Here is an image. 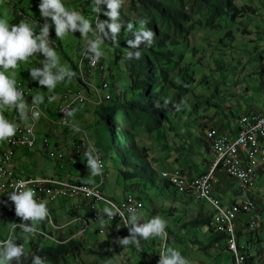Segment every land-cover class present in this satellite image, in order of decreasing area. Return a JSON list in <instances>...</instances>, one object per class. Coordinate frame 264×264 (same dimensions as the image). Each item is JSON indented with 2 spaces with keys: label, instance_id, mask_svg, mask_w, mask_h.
Instances as JSON below:
<instances>
[{
  "label": "rangeland",
  "instance_id": "1",
  "mask_svg": "<svg viewBox=\"0 0 264 264\" xmlns=\"http://www.w3.org/2000/svg\"><path fill=\"white\" fill-rule=\"evenodd\" d=\"M38 2L0 0V17L10 24L20 20L36 22L38 30L44 23ZM146 2L122 0L119 16L122 27L114 39L99 32L81 36L78 31L56 38L49 20L52 46L60 63L73 72L71 78L51 91L29 77L28 69L38 66L40 57H30L19 62L16 69L9 70L16 83L35 88V96L44 98L37 104L45 116L40 130L48 136L51 148L63 147L64 143L69 146L83 138L103 153L106 163L104 184L100 173L91 175L83 158H68L64 163H72L64 169L34 151L40 157L38 167L20 161L17 171L32 176L53 171L70 181L83 180L101 185L107 196L119 201L127 194H134L146 204L141 214L143 220L153 216L166 220L169 242L166 244L165 237L141 240L139 250L119 245L117 240L127 234L112 231L104 221H94L87 204L79 200H59L52 210L49 209L55 223L68 225L74 222L73 227L54 229L46 218L33 225V233H22L19 227L13 228V224L24 222L15 214L13 203L0 198V242L11 233L23 246L26 257H32L38 248L58 245L44 236L45 233L80 246L61 264H148L157 262L165 247L178 250L188 264H235L226 240L216 242V235L212 234L210 222L215 211L211 204L181 194L163 174L180 171L188 177H199L208 172L216 158L207 146L206 130L215 126L227 132L231 126L238 125L244 114L264 112V0H233L240 9L247 7L235 19L226 15L213 18L197 0H159L174 15L181 13L178 28L175 25L169 27L156 13H148ZM64 4L89 19L94 28L96 23L108 20L103 12H93L91 0H64ZM140 20L146 21L148 29L154 25L153 40L157 37L166 39L163 48L154 50L152 57L146 58L150 74L142 76L132 73L130 67L144 52L130 48L127 43L132 38L131 32L138 29ZM129 24L131 30L127 27ZM98 37L103 52L101 59L112 79V95L116 102L104 104V107L89 103L76 106L68 118L69 125L62 126L57 113L59 98L80 87L79 64L83 50L88 40ZM137 51L140 53L138 59L135 55L129 57V52ZM32 95L30 92L28 96ZM46 95H52L55 102L46 104ZM23 100L27 113L32 99ZM111 103L117 104L119 109L110 114L118 128L117 134L111 133V126L102 114L104 108L114 105ZM175 105H180L179 111ZM3 111L8 112L5 117L10 120L19 116L14 108ZM218 179L215 195L225 191V187L231 191L224 204L231 205L240 199L242 188L236 179L229 178L224 172H218ZM252 192L258 201L263 224L251 236L254 242L248 251L249 260L251 264H264V172L260 173ZM207 216L210 218L204 222ZM80 218L89 221L90 226ZM244 224L247 225L246 221ZM84 227H88L86 232H82ZM101 229L106 232L101 234Z\"/></svg>",
  "mask_w": 264,
  "mask_h": 264
},
{
  "label": "built area",
  "instance_id": "2",
  "mask_svg": "<svg viewBox=\"0 0 264 264\" xmlns=\"http://www.w3.org/2000/svg\"><path fill=\"white\" fill-rule=\"evenodd\" d=\"M111 81L112 79L101 57L93 63L84 55L83 50L79 64L80 87L71 93H63L59 98L57 113L61 118V125H69L68 118L71 117L76 106L89 103L102 107L104 104L114 102L113 83ZM16 87L22 92L23 99L30 98L31 101L36 94L35 88L32 89L25 83L17 82ZM81 87L83 89H80ZM30 92H32V96H28ZM54 102L55 98L52 95H46V104H53ZM29 108V112L25 113L23 119L20 116H14L12 120L9 119L17 124V132L13 137L1 141L0 198L8 199L7 192L13 189L18 180L32 181L28 186L33 189L35 198L44 201L48 209L52 210L53 205L59 200H79L87 204L94 221H104L112 231L129 235L128 227L122 224L120 215L117 213L112 218L108 217L103 213V209L115 205L127 215V209L131 207L142 214L146 204L134 194H127L119 201L107 196L101 185H91L84 181H70L60 176L37 177L19 174L15 161L18 152L21 150L37 151L45 155L47 159L60 164V168H63V163L68 158L71 160L83 158L86 162V154L90 153L101 164L100 175L103 184L106 179L104 176L106 163L100 150L83 138L75 140L69 146L64 143L63 147L56 145L55 148H51L48 136L40 130L42 118H45L43 111L37 104L33 103ZM33 112L39 113V115L33 117L31 115ZM0 114L5 116L7 113L2 111ZM205 135L210 153L216 158L208 172L199 177H188L180 171L167 172L163 176L166 180L171 181L181 194L193 196L211 204L215 211L213 214V233L226 236V243L234 256L235 264H248L250 255L246 245L241 244L238 234L246 235L249 231L262 227L258 201L252 189L255 187L260 173L264 171V113L249 112L244 114L239 120L238 129L234 133L223 132L217 127H211L206 130ZM40 139H42L41 142H39ZM218 172L226 173L229 178L236 179L241 185V197L231 205L224 204L219 195H215L216 184L219 182ZM81 207L82 205H79V208ZM50 210L48 216L51 214ZM79 220L85 221L84 218ZM245 221L247 225L244 224ZM87 223L89 224V222ZM73 225L74 222L68 225L51 223V227L58 230ZM87 230L88 227L87 229L83 228V232ZM105 232V229L100 230L101 234ZM166 233L165 242L167 244L169 236L167 231ZM43 235L58 245L66 244V242L55 239L48 234L43 233ZM148 264H157V262Z\"/></svg>",
  "mask_w": 264,
  "mask_h": 264
},
{
  "label": "clouds",
  "instance_id": "3",
  "mask_svg": "<svg viewBox=\"0 0 264 264\" xmlns=\"http://www.w3.org/2000/svg\"><path fill=\"white\" fill-rule=\"evenodd\" d=\"M91 3L93 12L96 14L103 12L108 17L106 22L96 23L95 28L80 12L66 8L64 0H39L37 7L44 23L39 25L38 30L36 22L20 20L15 24H10L6 18L0 17V112L14 108L21 119L25 116L23 94L16 87L15 79L9 71L16 69L19 62L27 61L33 56L40 57L38 66L28 69L29 77L49 91L73 76V72L60 63L57 52L52 46L53 40L49 37V20L54 26L56 38H63L69 33L78 31L81 36L99 32L104 37L111 36L114 39L121 31L122 24L119 22V16L122 0H91ZM101 5L105 7L102 8ZM145 24V20H140L138 29L131 32L132 38L127 41L130 48L138 49L141 44L151 46L154 33L146 28ZM127 27L129 30L132 29L131 24ZM100 43L99 37L86 42L84 55L93 63L103 55ZM128 55L130 58L135 55L138 59L140 53L138 51L134 54L129 52ZM43 99L42 96L36 95L32 97L31 102L40 104ZM175 107L177 111L180 110V105H175ZM31 115L36 117L39 113L33 112ZM16 132L17 124L0 114V141L13 137ZM86 156V166L91 175H98L101 170L98 159L90 153ZM30 183L32 181L18 180L13 189L7 192L8 199L14 205L15 214L24 221L19 226L13 224V228L19 227L22 233H33L35 230L33 225L44 221L49 214L46 203L35 198L33 189L28 186ZM103 213L111 218L118 213L122 224L128 227L129 235L119 238L117 240L119 245L133 246L139 250L141 240L164 238L167 235L166 220L160 216H153L145 221L134 208L129 207L128 214L125 215L115 205L105 207ZM23 255V246L17 243V237L11 233L7 239L0 242V264H13V262L21 264ZM32 264H43V261L39 256H33ZM157 264H188V260L178 250L166 248L159 253Z\"/></svg>",
  "mask_w": 264,
  "mask_h": 264
},
{
  "label": "trees",
  "instance_id": "4",
  "mask_svg": "<svg viewBox=\"0 0 264 264\" xmlns=\"http://www.w3.org/2000/svg\"><path fill=\"white\" fill-rule=\"evenodd\" d=\"M197 1L202 4L201 5L202 7H205L206 9L209 10V14L213 16V18L223 17L224 15H226V16H232L235 19L238 17L239 14H241V12H245V10L247 9V7H244V9L243 8L240 9L237 5L234 4L233 0H197ZM146 11L148 13H151V12L156 13L160 18H162L167 23L169 27H174L173 25L175 26L178 25V21H179L178 15L181 14L179 13L177 15H174L171 12V10H168L165 5L159 2V0H155V1L147 0ZM150 27L152 28L151 30L153 31V33L156 34L153 28L154 25L152 24L150 25ZM178 27L179 26H177L176 28ZM165 43H166L165 38L157 37L156 40H153L151 46H144L143 44H141L139 46V49H141L144 53L141 55L142 57L141 59L132 61L133 65L130 67L131 72L132 73L137 72L139 76H142L145 74L149 75L150 69L146 68V66L148 65L146 58L147 57L151 58L152 57L151 52H153L154 50L157 51L159 48H163ZM156 87L157 86H155V88ZM114 102H116V100H114ZM111 104H114V103H111ZM104 106L105 105H103L102 107ZM117 111H119L117 104H114L111 107L104 108V112L102 113V114H105L107 121H108L107 123H109L111 126V133H114V134H117L118 128L116 127V123L114 122V117L111 116L110 114L115 113ZM206 143L208 146L207 141ZM74 211L75 210H72L71 212L74 213ZM207 218H210V217L209 216L205 217L204 222H206ZM202 219H199V220H202ZM211 219L212 220L210 222V226L212 228V232H214L212 216H211ZM58 224L60 225V223ZM254 230H257V228L253 229L251 233H247L246 235H244L243 233L238 234V236L240 237L241 244L246 245L247 252L250 251L251 249L250 247V245L252 244L251 242L252 241L254 242V238L251 237L252 234L254 233ZM213 235H216L215 238L218 240L216 242L227 239L226 236L224 235H217L215 233H213ZM17 243L20 244L18 241ZM79 249H80V246L77 245L75 242L71 241L70 243L57 245L56 247L49 246V247L38 248L36 253L33 256H39L42 259L43 263L51 262L52 264H61L64 258L71 256L75 250H79ZM227 249H228V244H227ZM33 256L26 257L25 255H23L21 257V264H32ZM250 261L251 259L248 260L249 264H251Z\"/></svg>",
  "mask_w": 264,
  "mask_h": 264
},
{
  "label": "crops",
  "instance_id": "5",
  "mask_svg": "<svg viewBox=\"0 0 264 264\" xmlns=\"http://www.w3.org/2000/svg\"><path fill=\"white\" fill-rule=\"evenodd\" d=\"M263 112V111H262ZM6 113H8V112H6ZM264 113V112H263ZM237 126L238 125H235V126H231V130H227V132L228 133H234V131L236 130V128H237ZM213 127H215V126H213ZM220 129H221V127H219ZM221 131H223V132H226L225 131V129L224 130H222L221 129ZM35 152H37V151H35ZM38 153V155H41L39 152H37ZM19 159V160H18ZM23 162V163H26L27 164V166H34L35 168H37L38 167V165H39V162L38 161H40V157H37L36 155H35V153H34V151L33 150H24L23 151V153L22 154H19V152H18V155H17V158H16V164H17V168H18V162ZM72 163V161H69V162H67V163H64V169L66 168V167H69L68 165L69 164H71ZM59 165V164H58ZM18 172H19V174H21V175H31L30 173H26L25 171H20L19 169H18ZM262 172H264V171H262ZM33 175V174H32ZM192 175V174H191ZM39 176H60V174H56V173H54L53 171H48V172H44V173H42L41 175H38L37 177H39ZM60 177H62V176H60ZM194 177H198L197 175H194ZM63 178V177H62ZM65 179V178H64ZM80 181V180H79ZM81 181H83V180H81ZM85 182V181H84ZM87 183V182H86ZM91 184V183H90ZM231 193V191L230 190H228L227 189V187H225V191H223V192H220V193H218V195L222 198V200L225 202V203H227L225 200L228 198V196H229V194ZM236 195H237V193H236ZM237 198V197H236ZM213 234V233H212Z\"/></svg>",
  "mask_w": 264,
  "mask_h": 264
},
{
  "label": "bare ground",
  "instance_id": "6",
  "mask_svg": "<svg viewBox=\"0 0 264 264\" xmlns=\"http://www.w3.org/2000/svg\"><path fill=\"white\" fill-rule=\"evenodd\" d=\"M47 218H48L50 224L53 223V224H57V225H59L58 223H55V222H54V219L52 218V214H50V216H48ZM60 225H61V224H60ZM68 228H69V227H68ZM54 229H55V228H54ZM165 230H166V229H165ZM82 232H83V231H82ZM167 232H168V231H167Z\"/></svg>",
  "mask_w": 264,
  "mask_h": 264
}]
</instances>
